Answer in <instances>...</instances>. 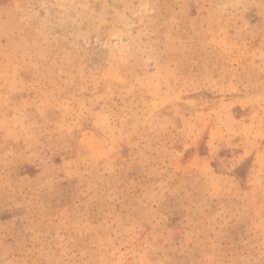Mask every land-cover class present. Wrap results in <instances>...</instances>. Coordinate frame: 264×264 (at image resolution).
<instances>
[{
	"label": "rangeland",
	"instance_id": "obj_1",
	"mask_svg": "<svg viewBox=\"0 0 264 264\" xmlns=\"http://www.w3.org/2000/svg\"><path fill=\"white\" fill-rule=\"evenodd\" d=\"M0 264H264V0H0Z\"/></svg>",
	"mask_w": 264,
	"mask_h": 264
}]
</instances>
